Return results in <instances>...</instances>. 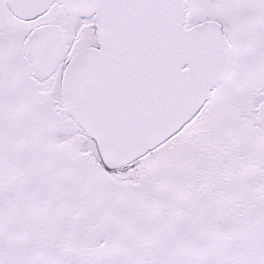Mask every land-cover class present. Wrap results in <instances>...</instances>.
I'll return each mask as SVG.
<instances>
[{
	"label": "snow or ice",
	"instance_id": "6c2138e0",
	"mask_svg": "<svg viewBox=\"0 0 264 264\" xmlns=\"http://www.w3.org/2000/svg\"><path fill=\"white\" fill-rule=\"evenodd\" d=\"M0 264H264V0H0Z\"/></svg>",
	"mask_w": 264,
	"mask_h": 264
}]
</instances>
